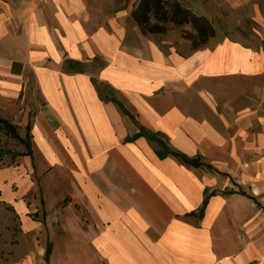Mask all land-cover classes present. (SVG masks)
Listing matches in <instances>:
<instances>
[{"label": "crops", "instance_id": "0c3cea01", "mask_svg": "<svg viewBox=\"0 0 264 264\" xmlns=\"http://www.w3.org/2000/svg\"><path fill=\"white\" fill-rule=\"evenodd\" d=\"M177 1L212 25L205 45L87 0H0V113L30 123L44 177L35 220L21 173L0 175L10 264H264V0Z\"/></svg>", "mask_w": 264, "mask_h": 264}, {"label": "rangeland", "instance_id": "374dc122", "mask_svg": "<svg viewBox=\"0 0 264 264\" xmlns=\"http://www.w3.org/2000/svg\"><path fill=\"white\" fill-rule=\"evenodd\" d=\"M139 0H87L90 11L98 18L103 20H114L117 23H125L127 26L134 24L132 20V12ZM127 17V18H126ZM228 24H224L227 28L231 27L233 18L230 12L223 15ZM126 18V20H125ZM245 19V18H244ZM135 25V24H134ZM166 31L161 34H146L149 36H158L161 39L176 40L184 38V33L190 31V26L174 27L172 24H167ZM222 27V23L218 25ZM250 24L247 23L245 29L248 31ZM187 40V39H185ZM189 41V40H188ZM190 42V41H189ZM191 43V42H190ZM102 90V89H101ZM103 94L108 96V93L103 90ZM0 119H3L13 125L16 129V138L6 128L0 129V175L3 176L4 183H8V171H16L21 173V181L12 184L10 187L12 192H17L20 189L24 190L22 197L18 200L23 201L27 205V216L35 220H40L43 217V169L39 168V161L25 160L21 156L31 148L29 131L27 126L30 123H11L15 117L9 113H0ZM22 115L23 114H18ZM14 118V119H13ZM30 147V148H29ZM31 151V149H30ZM25 168L27 171L21 172ZM19 216L14 210L5 205L0 197V264H10L18 255L19 247V232L20 223ZM36 244V242H34ZM21 248V247H20Z\"/></svg>", "mask_w": 264, "mask_h": 264}, {"label": "trees", "instance_id": "16d2710c", "mask_svg": "<svg viewBox=\"0 0 264 264\" xmlns=\"http://www.w3.org/2000/svg\"><path fill=\"white\" fill-rule=\"evenodd\" d=\"M132 20L139 28L141 34H161L166 31V25L172 24L174 27L190 26V31L185 32L184 38L191 42V48L197 49L207 43V41L214 36V30L210 22L204 17H198L189 9L182 6L177 0H139L132 12ZM119 108L123 111L121 105ZM6 128L16 138V129L7 121L0 119V129ZM30 125L27 126V132ZM136 136H146L148 139H154L151 135H146L140 131ZM160 150L157 152L160 158L171 155L181 161L183 164L200 167L201 164L188 159L184 155L169 150L164 143L158 141ZM30 148V147H29ZM31 149V148H30ZM28 151L21 156H31V151ZM205 205V201L203 206ZM50 253V246L46 251V260Z\"/></svg>", "mask_w": 264, "mask_h": 264}]
</instances>
